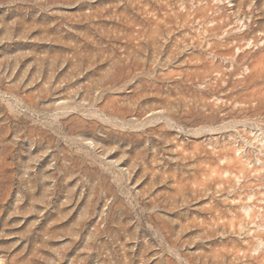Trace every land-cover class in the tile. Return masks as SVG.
<instances>
[{
    "label": "rangeland",
    "instance_id": "1",
    "mask_svg": "<svg viewBox=\"0 0 264 264\" xmlns=\"http://www.w3.org/2000/svg\"><path fill=\"white\" fill-rule=\"evenodd\" d=\"M0 264H264V0H0Z\"/></svg>",
    "mask_w": 264,
    "mask_h": 264
}]
</instances>
